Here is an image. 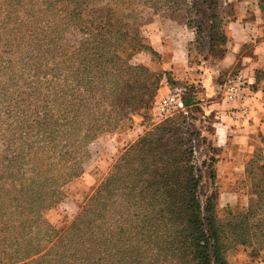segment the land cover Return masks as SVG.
I'll list each match as a JSON object with an SVG mask.
<instances>
[{"label": "trees", "instance_id": "trees-1", "mask_svg": "<svg viewBox=\"0 0 264 264\" xmlns=\"http://www.w3.org/2000/svg\"><path fill=\"white\" fill-rule=\"evenodd\" d=\"M186 1L0 0V264H228L227 230L247 238L264 157L249 163L246 214L225 227L216 194L201 200L197 89L176 79L169 86L182 89L187 112L140 137L67 229L44 217L84 173L91 144L151 106L160 80L132 61L156 52L141 32L143 6Z\"/></svg>", "mask_w": 264, "mask_h": 264}, {"label": "rangeland", "instance_id": "rangeland-1", "mask_svg": "<svg viewBox=\"0 0 264 264\" xmlns=\"http://www.w3.org/2000/svg\"><path fill=\"white\" fill-rule=\"evenodd\" d=\"M260 3V0H187L179 9L162 3L159 11L142 5L145 9L146 24L141 28V32L147 39L146 42L153 46L156 52L140 51L133 56L132 61L147 66L160 80L151 106L148 110L132 115L131 122L126 124L125 128L101 136L91 144V157L84 163V173L68 183L63 190L65 198L44 217L59 230L69 227L114 167L126 157L130 147L140 137L154 131L166 120L157 114L156 104L171 93L169 85L178 75L176 68L181 65L186 69L182 64L195 66L200 63L201 58L207 55L211 47L212 37L213 51L218 54L228 51L233 40L247 39L248 42L242 47L241 54L253 55L256 44L250 38L258 39V43L264 42V11L260 9ZM240 19H244L245 24L238 23L237 20ZM190 22L192 27L189 26ZM213 24H216L214 29ZM198 26L202 31H199ZM189 38H192L190 43L187 42ZM244 60L239 59L229 73L233 72V76L238 75L240 72L238 68ZM194 114L198 118L194 121V126L200 133L201 114L197 112ZM183 132V136L187 137L186 130ZM194 145L198 147L196 153L194 146V163L198 174L202 176L201 200L205 203L208 196L216 194L215 213L219 221L227 227L231 221L236 222L238 221L236 219L246 214L251 201L237 199L229 191L234 182L219 178L215 163L207 155L202 134ZM213 171L216 172L214 178ZM258 207L259 209L256 208L254 211L256 217H250L244 222L247 238H236L227 230L228 237L225 243L228 264H264V199Z\"/></svg>", "mask_w": 264, "mask_h": 264}, {"label": "crops", "instance_id": "crops-1", "mask_svg": "<svg viewBox=\"0 0 264 264\" xmlns=\"http://www.w3.org/2000/svg\"><path fill=\"white\" fill-rule=\"evenodd\" d=\"M237 22L245 24L246 21ZM250 39L256 44L255 56L242 55V47L248 40L236 39L223 58L208 51L195 66L186 63L182 64L186 69L181 65L176 68L177 81L196 86L201 107L200 130L208 157L215 163L219 178L236 184L229 191L243 201L254 198L248 185L253 182L248 174L249 163L259 155L264 157V77L258 79V71L264 69V42ZM191 41L189 38L187 42ZM241 58L245 60L241 61L238 75L243 77L244 87L237 99L229 100L226 83L234 77L229 72Z\"/></svg>", "mask_w": 264, "mask_h": 264}, {"label": "built area", "instance_id": "built-area-1", "mask_svg": "<svg viewBox=\"0 0 264 264\" xmlns=\"http://www.w3.org/2000/svg\"><path fill=\"white\" fill-rule=\"evenodd\" d=\"M244 87L243 77L241 75L230 77L226 83V97L229 100L237 99L241 95V89ZM181 88L177 87L171 93L159 100L156 104L157 114L162 118H168L176 112H187L186 106L182 99ZM196 142V140H195ZM195 152L198 147L195 146Z\"/></svg>", "mask_w": 264, "mask_h": 264}]
</instances>
